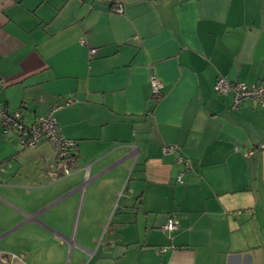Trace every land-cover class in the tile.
Listing matches in <instances>:
<instances>
[{"label": "crops", "instance_id": "obj_1", "mask_svg": "<svg viewBox=\"0 0 264 264\" xmlns=\"http://www.w3.org/2000/svg\"><path fill=\"white\" fill-rule=\"evenodd\" d=\"M221 76L264 80V0H0V105L76 142L59 177L0 122V257L264 264V105Z\"/></svg>", "mask_w": 264, "mask_h": 264}, {"label": "built area", "instance_id": "obj_2", "mask_svg": "<svg viewBox=\"0 0 264 264\" xmlns=\"http://www.w3.org/2000/svg\"><path fill=\"white\" fill-rule=\"evenodd\" d=\"M122 11V7H119ZM96 49H91L90 53L94 54ZM151 84L153 95L159 97L162 94V82L155 76L151 77ZM215 90L221 93H233L234 107H238L240 103L248 98L258 100L264 105V80L258 84L249 86L244 82H232L226 77L221 76L215 83ZM0 122L2 125V132L8 133L15 131L18 135V140L23 147L35 146L41 140L47 139L55 152L57 163L61 164L63 171L59 177H65L71 174L69 162L72 152L76 146L73 139L66 138L61 132L60 126L51 114L47 116H39L36 120L27 124L24 121L23 113L21 110L9 111L6 105H0ZM176 149V146L170 145L163 148L164 153H171ZM260 149H264V142L260 144ZM249 151L246 153L251 154ZM180 162L184 161L183 156L178 157ZM184 172L178 175V181L183 182ZM178 228L177 222L174 217H170L163 229L168 232L175 231ZM4 256L1 254V261L3 264H29L23 255L8 254ZM161 264V263H159Z\"/></svg>", "mask_w": 264, "mask_h": 264}, {"label": "trees", "instance_id": "obj_3", "mask_svg": "<svg viewBox=\"0 0 264 264\" xmlns=\"http://www.w3.org/2000/svg\"><path fill=\"white\" fill-rule=\"evenodd\" d=\"M119 7H122V5H119ZM119 9V8H118ZM72 154H73V152H72ZM72 156V155H71ZM71 160V159H70Z\"/></svg>", "mask_w": 264, "mask_h": 264}]
</instances>
